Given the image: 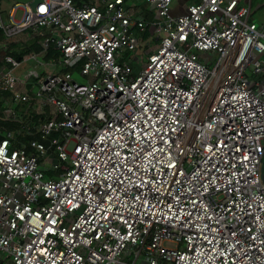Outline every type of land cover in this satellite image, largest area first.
Wrapping results in <instances>:
<instances>
[{"label":"built area","instance_id":"built-area-1","mask_svg":"<svg viewBox=\"0 0 264 264\" xmlns=\"http://www.w3.org/2000/svg\"><path fill=\"white\" fill-rule=\"evenodd\" d=\"M32 1L0 13L5 39L29 32L18 51L39 48L0 71L19 124L0 127V264H264V31L249 5ZM150 27L159 45L135 74L134 32ZM52 48L62 73H13Z\"/></svg>","mask_w":264,"mask_h":264},{"label":"rangeland","instance_id":"rangeland-1","mask_svg":"<svg viewBox=\"0 0 264 264\" xmlns=\"http://www.w3.org/2000/svg\"><path fill=\"white\" fill-rule=\"evenodd\" d=\"M31 0H0V13L2 15L3 18H5V14L8 10V8L15 4V3H19V4H24V3H29ZM259 1V0H258ZM144 4L143 0H126V4L128 5H138V4ZM175 1L173 2L174 5ZM257 3L256 0L253 1L252 4V11L251 12V17H250V21H253L255 23H257L258 26H260L263 31H264V10L261 11H254L255 8V4ZM21 16V11H17L16 13V18H20ZM134 34L136 36H138V38L142 39V45L143 47H141V49H139V51L136 53V56L134 54L133 58H132V67H133V72L135 74L138 73L139 71V66L144 67L145 66V59L146 56L149 54V52L151 51V49H156L159 45V42L157 39L154 38L153 35V28L150 27L149 29H147L144 33L135 30ZM12 42H15V38L14 39H5L3 37V35L0 33V43L3 44L6 48L10 47V44ZM31 43L34 42H28L26 43L27 45H31ZM19 48V46H16ZM10 49V48H9ZM53 51L57 52L58 56H54L55 58V62L53 63H49V62H45L48 60V58H44L42 59V55H47V52H42L41 54L39 53L38 55H36L35 60L34 59H29V60H24L19 67L15 68L13 70V73L15 75H22L23 73L29 72L31 71V69H36L38 72H45V73H54V74H59L62 73L65 70L64 65L61 63V58H60V54L59 52L55 49L52 48ZM51 51V50H50ZM133 55L132 52H128L125 57L127 58H131ZM215 61V57H212L209 62H208V67H211L213 65ZM39 62L43 63L45 62L46 64L41 66L39 65ZM72 76L75 80L81 82L84 81V79L80 76H78L76 73H72ZM253 76V75H250ZM47 166H49L47 164ZM261 173L263 176V180H264V161L262 162L261 165ZM166 247H170L171 244L166 243L165 244ZM3 257V254H0V258ZM133 258V254L124 257L123 260H132ZM5 260V264H8L7 260Z\"/></svg>","mask_w":264,"mask_h":264},{"label":"trees","instance_id":"trees-1","mask_svg":"<svg viewBox=\"0 0 264 264\" xmlns=\"http://www.w3.org/2000/svg\"><path fill=\"white\" fill-rule=\"evenodd\" d=\"M90 3L93 4L94 2L90 1ZM23 46H24V48L21 49L20 51H18L17 50L18 47L14 46V45H13L11 51H6V50H4L3 47H0V71H3L6 68V65L3 64V57L6 54H9V55L20 60L22 58V55L27 53L29 50H35L36 52L39 51L38 46H35L34 43H31V45L24 44ZM48 55L58 56L57 52L53 51L52 49H51V51L48 52L47 56ZM10 96H11V94L9 92L0 93V127H2L3 129H7V130L17 131V129L19 128V124L17 122L5 120L4 114H3L4 104L9 100ZM38 119L44 120L45 118L44 117H40V118L33 117L32 118L33 121L34 120L37 121ZM27 138H29V137H24L23 140L25 141Z\"/></svg>","mask_w":264,"mask_h":264},{"label":"crops","instance_id":"crops-1","mask_svg":"<svg viewBox=\"0 0 264 264\" xmlns=\"http://www.w3.org/2000/svg\"><path fill=\"white\" fill-rule=\"evenodd\" d=\"M174 1H175L174 5L172 3V14L173 15L181 14L185 10L186 6L193 2V0H174ZM253 1L254 0H240V3L244 4V5H247V6L249 5L251 12H253L252 11ZM256 1H257V3L255 4L254 11L264 10V0H259V1L256 0ZM250 17H251V14H250ZM27 37H29V32L28 31L27 32H23V33L15 36L14 37L15 38V42L11 43L10 49L13 47V45L14 46H19L18 45L19 44V40H26L27 41ZM31 37H35V36H31ZM14 38H12V39H14ZM14 43H17V45H15Z\"/></svg>","mask_w":264,"mask_h":264},{"label":"water","instance_id":"water-1","mask_svg":"<svg viewBox=\"0 0 264 264\" xmlns=\"http://www.w3.org/2000/svg\"><path fill=\"white\" fill-rule=\"evenodd\" d=\"M37 2H38V0H33L31 3V7H33Z\"/></svg>","mask_w":264,"mask_h":264},{"label":"snow or ice","instance_id":"snow-or-ice-1","mask_svg":"<svg viewBox=\"0 0 264 264\" xmlns=\"http://www.w3.org/2000/svg\"><path fill=\"white\" fill-rule=\"evenodd\" d=\"M44 9L43 8H41V11H43Z\"/></svg>","mask_w":264,"mask_h":264}]
</instances>
